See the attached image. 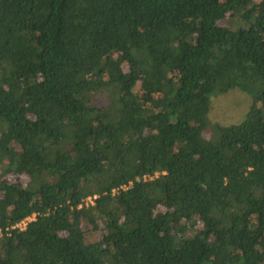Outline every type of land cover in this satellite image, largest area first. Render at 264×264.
<instances>
[{"label": "trees", "instance_id": "obj_1", "mask_svg": "<svg viewBox=\"0 0 264 264\" xmlns=\"http://www.w3.org/2000/svg\"><path fill=\"white\" fill-rule=\"evenodd\" d=\"M0 264H264V0H0Z\"/></svg>", "mask_w": 264, "mask_h": 264}, {"label": "rangeland", "instance_id": "obj_2", "mask_svg": "<svg viewBox=\"0 0 264 264\" xmlns=\"http://www.w3.org/2000/svg\"><path fill=\"white\" fill-rule=\"evenodd\" d=\"M231 29H238L239 24L229 21L223 24ZM251 98L240 90H231L228 93H216L211 96V110L207 117L204 131L205 139L214 141L219 136L216 126H229L241 123L249 110ZM16 181H20L17 179Z\"/></svg>", "mask_w": 264, "mask_h": 264}, {"label": "built area", "instance_id": "obj_3", "mask_svg": "<svg viewBox=\"0 0 264 264\" xmlns=\"http://www.w3.org/2000/svg\"><path fill=\"white\" fill-rule=\"evenodd\" d=\"M157 176V175H156ZM152 178V177H151ZM95 199V198H94ZM89 203H91L92 204V200L89 198L88 200H87ZM34 218H35V216H32V217H30V218H27V219H25L24 221H22L19 225H17L19 228H21V229H25V227H26V225L28 224V222H31L32 220H34Z\"/></svg>", "mask_w": 264, "mask_h": 264}]
</instances>
